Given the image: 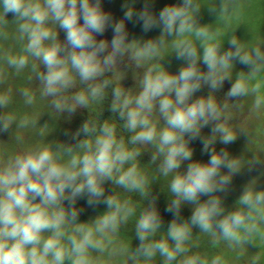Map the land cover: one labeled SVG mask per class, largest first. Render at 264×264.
Returning <instances> with one entry per match:
<instances>
[{"label":"clouds","instance_id":"clouds-1","mask_svg":"<svg viewBox=\"0 0 264 264\" xmlns=\"http://www.w3.org/2000/svg\"><path fill=\"white\" fill-rule=\"evenodd\" d=\"M191 8L192 0H183L180 6H166L158 20L149 15L147 9L138 14L125 11L124 18L131 21L135 15L143 22L145 32L162 27L161 44L165 33L182 37L174 41V47L176 59L185 61V66L176 74L162 68L157 70L158 65L148 67L137 95L126 93L121 87L113 89L110 110L118 112L125 121L124 127L134 133L130 144H153L163 157L161 172L165 176L176 172L170 184L176 199L167 211L178 213L182 201L196 204L191 226L213 237L219 232L224 240L242 243L258 231L257 221L264 220V191L246 190L239 204L247 211L238 209L222 219H217L224 212L221 201L211 196L229 183L230 175L239 170L240 161L230 159L227 151L212 150L208 163H190L184 174L176 170L182 161L192 157L184 139L186 135L190 140L196 139L201 129L211 123L213 134H220L222 144L237 139L226 122H220L222 117L227 120L224 116L227 104L221 107L211 94L197 99L192 97L202 84L212 90L221 88L229 78L232 60L249 66L254 62L248 53L242 54V46L235 38L230 42L235 51L221 54L220 45L213 42L208 30L194 27ZM10 16L18 25L19 39L26 38L27 43L22 54L7 56L8 64L19 70L29 63V57L40 61L45 69L38 77L43 84L42 95L53 97L54 107L61 111L74 113L77 106L86 107L89 96L103 99L110 81L91 82L114 69L118 58L126 52L131 51V59L137 66L158 55V45L151 40L142 47L126 43L123 22L113 23L112 17L101 9L100 0H0V24L6 25ZM49 21L65 32L63 45ZM109 26L114 32L111 43L105 39L97 41L96 36L102 35ZM193 32L201 40L202 57L198 56L189 38ZM201 59L207 67L206 72L198 67ZM73 70L81 82L88 83L90 91L76 92L73 103L68 104L66 98L58 97L74 86ZM256 70L253 67V71ZM248 90L247 82L240 78L232 84L227 96H244ZM24 96L27 103L33 102L28 91ZM7 103L8 97L0 95V105ZM260 104L261 99L257 97L255 106L259 108ZM157 107L165 120V127L160 130L150 118ZM13 119V116L3 117L0 131L6 132ZM81 133L82 139L79 138ZM73 140L76 141L74 145H59L57 150L50 146L37 147L0 162V264H95L90 250L105 251V240L111 243L109 233L116 232L133 212L127 201L121 203L114 196L105 197L103 185L106 181H114L126 189L143 192L145 179L136 164L124 170V165L140 154L139 150H130L123 138L117 139L115 124L107 121L99 128L85 122L75 132ZM203 145V150L208 151L209 142L203 141ZM156 158L154 155L153 160ZM221 168H227L229 175H222ZM116 173H119L118 178ZM202 195L210 198L200 203ZM79 199H86L89 206L104 203L109 211L92 224L79 223L76 209ZM160 224L154 210L140 217L136 225L140 243L132 253L133 259L142 256L147 264L159 253L164 264H172L178 256L189 251L186 242L191 237V227L187 222L178 224L173 220L168 238L150 240ZM221 260L219 256L214 257L211 264H221ZM179 264H208V261L193 254L184 256Z\"/></svg>","mask_w":264,"mask_h":264},{"label":"rangeland","instance_id":"rangeland-1","mask_svg":"<svg viewBox=\"0 0 264 264\" xmlns=\"http://www.w3.org/2000/svg\"><path fill=\"white\" fill-rule=\"evenodd\" d=\"M182 3L183 0H100L101 9L112 17L113 23L123 22L125 33L127 31L126 43H134L142 47L151 40L158 45V55L142 62L140 66H132L131 51L126 52L122 58H118L114 70H110L116 71L110 77L111 84L125 88L129 83H133L135 77L129 78L127 76L131 67H136L142 76L143 71L146 72L148 67L152 65H158L157 70L162 68L171 74L178 73L179 69L185 66V61L176 59L174 47V41L182 37H177L175 34L170 36L165 33L161 44L162 27H154L145 32L142 27L143 22L137 20L135 15L131 21L124 18L125 11L132 10L138 14L147 9L149 15L158 20L159 13L164 7L180 6ZM190 12L195 22L194 27L206 28L212 36L213 42L220 45L221 54L230 50L235 51L230 43L235 38L238 45L242 46V54L248 53L254 62L253 66H249L241 64L238 60H232V67L228 70L229 78L224 80L221 88L212 90L209 86L202 84L192 97V99L207 97L220 91V94L227 95L232 84L237 79L243 78L248 84V93L236 98H227L226 101L233 100L227 103L228 107L230 104H233V107L227 111L224 109V116L227 117V120L225 121L222 117L220 121L226 122L236 134L237 139L230 144H222L220 134H213V127L211 130L203 127L200 131L202 141L198 139L195 147L192 148L194 154L191 160L182 161L181 167L176 170L184 174L190 163H208L212 150L217 153L227 151L230 159L240 161L239 170L230 175V181L223 186V190H217L211 194L221 201L224 212L217 219H222L229 212L238 209L247 211L245 206L239 204V199L246 190L264 191V0H192ZM8 20L6 25L0 24V95L8 97V103L0 105V128H2L3 117L13 116L14 119L8 130L6 132L0 131V135L8 137L15 135L16 138L19 135L22 136L25 143H18L16 147L17 149L20 147V150L23 149L24 152L42 146H50L53 150H57L59 145L70 146L71 143L67 141L65 133L61 129L56 130L58 127L55 122L46 117L42 104L37 100H33L31 104L23 101L24 105L26 103L30 106L25 110L21 107L13 110L11 107L12 100L8 94L12 82L11 76L15 74L16 78L20 80L19 85H21L27 75L32 72L37 74L43 65L32 57H29V63L19 70L8 64L7 56L22 54L27 43L26 38L24 40L19 39L18 25L12 22L11 16ZM109 28L111 31L112 27L109 26ZM113 36L114 34L106 39L109 44ZM189 38L195 45L198 56L202 57L201 40L195 37L194 32L189 35ZM58 41L63 45L65 37ZM257 50L259 55H257ZM34 64L36 65L35 68H33ZM198 67L203 72L207 71L202 59L198 61ZM253 67L257 69L255 72ZM104 79L100 77L96 83L102 82ZM85 84L87 83L85 82ZM257 84L259 88H256ZM24 85L28 87L27 82H24ZM254 88H256L255 91H253ZM223 94L222 97H224ZM257 97L261 99L259 108L255 106ZM223 102L221 107L225 104V100ZM156 117L159 121H165L159 112ZM209 126L211 127L212 124L210 123ZM184 139L187 141L186 137ZM203 141L209 142L208 151L203 150ZM191 143L192 141L188 140L187 144L190 149ZM150 148L152 151L156 150L154 145H151ZM11 150H6L9 155H11ZM220 172L222 175H229L227 168H221ZM175 174L176 172L170 173V184ZM158 179L163 181V177H158ZM170 184L168 188H159L161 192L157 191V193L173 201L176 197L171 192ZM154 196L158 198L156 195ZM209 198L210 196L202 195L199 197V202L203 203ZM167 204L164 202L163 206L167 212L165 218L178 219V224L187 222L191 226V215L197 206L196 204L182 201L178 213L175 210L173 212L167 211L171 206L167 207ZM76 209L79 212L77 221L79 223L92 224L100 217L94 207L86 203V199H79L76 203ZM183 209L185 212L181 211ZM257 224L258 231L251 233L248 239L242 243L224 240L219 232H217L216 237H213L210 233H204L198 227L191 226V237L186 242L189 251L185 253V256L198 254L202 259H207L208 264H211L212 259L217 256L222 258L221 264H264V220H258ZM109 238L111 243H108L107 239L105 240L107 245L105 251L90 250V255L95 264H139L138 260L132 258V252L128 250L115 232L109 233ZM158 263L163 264L160 261Z\"/></svg>","mask_w":264,"mask_h":264},{"label":"trees","instance_id":"trees-1","mask_svg":"<svg viewBox=\"0 0 264 264\" xmlns=\"http://www.w3.org/2000/svg\"><path fill=\"white\" fill-rule=\"evenodd\" d=\"M82 22L83 21L81 20V23ZM49 26L52 27L53 31L58 33V40L64 39L66 34L62 29L59 28L58 25L53 24L51 21H49ZM112 34H114L113 30L110 31V28L108 27L102 35H97L96 39L97 41L101 39L106 40ZM132 63L133 67L134 65L137 66L134 60L132 61ZM133 67L129 69L130 71L129 73H127V76L129 78L135 77V80L133 81V83H129L125 88H121L124 89L126 93H130L131 95L135 96L141 91L140 81L145 73V70L143 71V75L140 76L141 74L138 73L139 71L136 70V67ZM44 71L45 69L43 66L39 69V72L37 74L36 72H32L30 75H27L26 79H24V82L28 83V87L25 85L23 86L24 82L19 85L20 80L16 78L15 74L11 76L12 82L10 84L8 94L10 95V100H12V103L10 104L13 110H16L17 107H21V109L24 110L30 107L26 103L24 105V102H27V97L24 96V92L28 91L29 94L33 97L34 101L37 100L39 103L42 104L46 117L52 119L55 122L56 126L58 127L56 128V130L61 129L63 133H65L67 141L70 142L71 145H74L76 142L75 140H73V135L85 122L95 124L97 128H99V126L102 125L105 121L111 124H115L117 139L123 138L126 146L130 150L138 149L140 153L134 161H129L124 165V170L130 167L131 164L135 163L138 172L145 179V188L143 192H141L140 190L126 189L122 186L115 184L114 181H106L104 183L103 187L105 189V197L114 196L121 203L127 201L128 206L133 209V212L129 215L128 219L126 221L121 222L118 230L115 233L120 238V240L127 246L128 250L133 253L140 243L136 234V225L140 217L145 212L154 210L158 214L161 220V224L160 227L156 230L155 234L150 236L149 239L160 240L162 238H168L167 231L169 229L170 224L173 222V220H175L177 223L179 221L178 219L174 218H165V214H167V212L163 207L164 202L168 203V207L169 205H171L172 199L164 197L162 194L157 193V191L161 192L159 188L165 189L169 187L170 173L168 176H165L161 172L160 165L162 163L163 157L157 153V149L154 151L151 150L150 147L153 144L133 145L129 143L130 138L134 133L129 132L124 127L125 121L119 117L118 112L114 113L110 110L111 103L113 100V89L115 87L120 86L111 83L110 85L108 84L107 87L104 89L103 99H92L91 96H89V103L86 107L77 106L74 113H69L66 110L61 111L56 109L52 103L54 99L53 97L42 95L43 84L41 83L38 77ZM115 73L116 71H107L105 72L104 76H102V78L110 80V77H112ZM72 75L75 78L74 86L60 93L58 97L61 99L66 98L68 104L73 103L72 97L76 92L90 91V89H88V83L85 84V82H81L79 76L75 73L74 70L72 71ZM91 83L95 84L96 81H93ZM220 93L221 91L213 94L219 105H222L224 103L223 100H225V104L233 101L231 98V101H226L229 97H227V95L223 93L222 94L224 95V97H222V94ZM231 107H233V104H230V106L227 107L226 111L231 110ZM158 112L159 110L157 107V109L152 113L150 118L152 121H155L154 123H156L157 129L160 130L165 127V121H159L157 119L156 116L158 115ZM205 127L211 130L213 124L211 127L209 125ZM185 137L187 140L186 142H188V140H190L189 137L187 135ZM79 138H83V133H81V136ZM198 139L202 141L200 135L196 139L190 140L192 141V155L194 154V150L192 148L195 147ZM18 143H25V139L22 138V136L20 135L17 138L15 137V135L11 137L0 135V162H6L10 157L25 153L23 149L20 150V147L19 149H17L16 144ZM8 149H12L10 152L11 155L7 153L6 150ZM154 155L157 157L155 160H153ZM118 175L119 173H116L117 178ZM158 177H163V181H159ZM154 195H156L158 198H155ZM93 207L99 216H102L105 212L109 211L107 205H105L104 203H99ZM184 210L185 209L181 211L185 212ZM170 242L172 241L169 239V244ZM184 256L185 254L178 256L177 260L173 261L172 264H179V261L183 259ZM136 260H138L139 264H146L145 258L142 256L136 258ZM158 261L164 264L163 257H161L159 253H157L151 261H148L147 264H159Z\"/></svg>","mask_w":264,"mask_h":264}]
</instances>
